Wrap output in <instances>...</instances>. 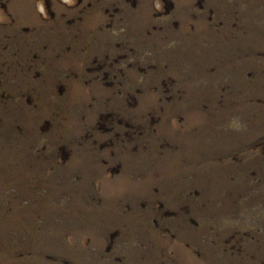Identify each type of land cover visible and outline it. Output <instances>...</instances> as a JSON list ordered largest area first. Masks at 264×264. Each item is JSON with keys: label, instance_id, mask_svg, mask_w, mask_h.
Returning a JSON list of instances; mask_svg holds the SVG:
<instances>
[{"label": "rangeland", "instance_id": "1", "mask_svg": "<svg viewBox=\"0 0 264 264\" xmlns=\"http://www.w3.org/2000/svg\"><path fill=\"white\" fill-rule=\"evenodd\" d=\"M0 264H264V0H0Z\"/></svg>", "mask_w": 264, "mask_h": 264}]
</instances>
